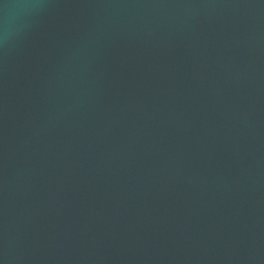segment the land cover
Instances as JSON below:
<instances>
[{
	"label": "water",
	"instance_id": "1",
	"mask_svg": "<svg viewBox=\"0 0 264 264\" xmlns=\"http://www.w3.org/2000/svg\"><path fill=\"white\" fill-rule=\"evenodd\" d=\"M0 264H264V0H0Z\"/></svg>",
	"mask_w": 264,
	"mask_h": 264
}]
</instances>
